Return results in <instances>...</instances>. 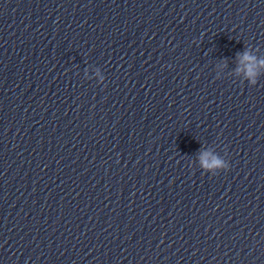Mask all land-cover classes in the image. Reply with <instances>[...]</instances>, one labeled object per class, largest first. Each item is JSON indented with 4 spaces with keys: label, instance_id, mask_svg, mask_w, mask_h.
<instances>
[{
    "label": "water",
    "instance_id": "95a60500",
    "mask_svg": "<svg viewBox=\"0 0 264 264\" xmlns=\"http://www.w3.org/2000/svg\"><path fill=\"white\" fill-rule=\"evenodd\" d=\"M245 51L264 0H0V264H264Z\"/></svg>",
    "mask_w": 264,
    "mask_h": 264
},
{
    "label": "clouds",
    "instance_id": "9594fccd",
    "mask_svg": "<svg viewBox=\"0 0 264 264\" xmlns=\"http://www.w3.org/2000/svg\"><path fill=\"white\" fill-rule=\"evenodd\" d=\"M240 63L244 66L243 68H238L237 72L243 71L246 78L252 83L257 82L256 78L260 75L258 69L264 67V60H258L257 57L253 56L250 52L245 51L239 56ZM206 156L207 154H203ZM214 165L222 166V162L219 159H215L211 164L208 163L207 159H203V166L206 169L212 168Z\"/></svg>",
    "mask_w": 264,
    "mask_h": 264
}]
</instances>
